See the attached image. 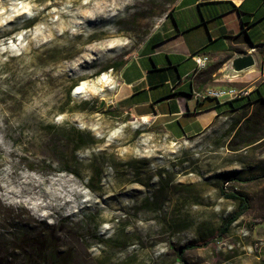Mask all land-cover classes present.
I'll use <instances>...</instances> for the list:
<instances>
[{
	"label": "rangeland",
	"instance_id": "1",
	"mask_svg": "<svg viewBox=\"0 0 264 264\" xmlns=\"http://www.w3.org/2000/svg\"><path fill=\"white\" fill-rule=\"evenodd\" d=\"M177 1L0 0V264H30V239L57 264H264V177L237 179L257 175L263 109L184 136L199 123L171 115L175 41L153 46ZM119 77L124 104L167 122L123 107ZM125 180L142 192L109 199ZM228 193L249 209L221 231Z\"/></svg>",
	"mask_w": 264,
	"mask_h": 264
},
{
	"label": "crops",
	"instance_id": "2",
	"mask_svg": "<svg viewBox=\"0 0 264 264\" xmlns=\"http://www.w3.org/2000/svg\"><path fill=\"white\" fill-rule=\"evenodd\" d=\"M261 2V0L177 1L172 10V17L169 18L171 21L166 27L164 26L162 32L165 38L160 41V44L155 43L153 46L157 48L161 43H166L167 40L174 39L175 41L173 46L175 49L169 52L170 56L174 57L170 66H176L178 73L175 82L176 87L171 88L170 91V99L176 101V107L172 110L171 115L173 118L186 120V124L188 121L199 123L198 128L187 132L184 136L202 133L214 125L216 121H220L222 116L230 113L245 112L243 118V114L241 115V120L247 119L251 113L260 108L263 109L264 114V68L260 69V65L264 64V10L260 11ZM205 3H209L212 9L205 10L204 8L208 6ZM237 51L253 52L257 59L258 68L232 79L219 77V73L226 62ZM194 53L205 54L210 57L211 61L203 70H196L195 63L191 58ZM126 70L131 72V68ZM120 81L119 77L118 82L121 86ZM223 85L237 86V88L250 86V101L236 109L217 108L212 105L201 109L196 108L197 100L192 96L194 91ZM119 89L117 93L120 95V104L128 111L142 117L153 118L156 123L160 118H163V123L167 122L164 116L158 117L156 112H134L132 104H124L130 95V89L124 85ZM153 102L154 100L151 101V103ZM219 102L224 103L226 101ZM166 131L174 137H183L179 132L172 131L169 126H167ZM259 140L243 146L263 142ZM262 154H264V148L257 151L259 162L253 166V172L257 175L264 173V156ZM261 239L259 238L260 241L264 242V239Z\"/></svg>",
	"mask_w": 264,
	"mask_h": 264
},
{
	"label": "trees",
	"instance_id": "3",
	"mask_svg": "<svg viewBox=\"0 0 264 264\" xmlns=\"http://www.w3.org/2000/svg\"><path fill=\"white\" fill-rule=\"evenodd\" d=\"M205 4L209 5V3H205ZM171 17H172V11H169L166 14V18H171ZM248 101H250L249 95L243 98L226 101L224 103H220L215 98L207 97L204 99H197L196 108L201 109V108H205V107L212 105L217 108L227 107L230 109H236L237 107L244 105ZM79 140L83 141L81 145H84L87 143V141L83 139L82 135L79 136ZM262 177H264V174L256 175V176H249V177H237V179L242 182H250L253 180L260 179ZM225 195L229 198L237 199L239 201V207H238V210L233 215H231L229 218L226 219V221L224 222L222 226L221 231H226L233 221H235L241 214H243L249 209V201L245 194L228 193ZM22 244H23V247L36 252L35 256H31V258H29L30 264H57V261L61 259L59 255L57 256L53 252L50 245L45 243L43 240L30 239V240L24 241ZM187 246L189 247L190 245H187Z\"/></svg>",
	"mask_w": 264,
	"mask_h": 264
},
{
	"label": "built area",
	"instance_id": "4",
	"mask_svg": "<svg viewBox=\"0 0 264 264\" xmlns=\"http://www.w3.org/2000/svg\"><path fill=\"white\" fill-rule=\"evenodd\" d=\"M195 63L196 70H203L211 61L210 57L205 54L194 53L191 55ZM251 92L250 86H246V91H237V86L223 85L217 87H206L201 91H194L192 96L197 99L215 98L218 101H230L248 96Z\"/></svg>",
	"mask_w": 264,
	"mask_h": 264
},
{
	"label": "bare ground",
	"instance_id": "5",
	"mask_svg": "<svg viewBox=\"0 0 264 264\" xmlns=\"http://www.w3.org/2000/svg\"><path fill=\"white\" fill-rule=\"evenodd\" d=\"M104 4V3H103ZM121 4V3H120ZM129 5V4H128ZM118 6H119V3H118ZM121 6V5H120ZM145 9V8H144ZM91 10V9H90ZM121 10V9H120ZM94 11H95V9H94ZM94 16V15H93ZM96 17H97V15H96ZM92 18V17H91ZM88 20V19H87ZM91 21V20H90ZM128 28V27H127ZM237 91H246V87H241V88H237ZM107 104V103H106ZM95 135V134H94ZM105 141V140H104ZM115 154V153H114ZM131 154V149L129 148V149H127V151L121 156V158L123 159V161L124 160H126L127 162H129L128 160V157H129V155ZM51 155V154H50ZM132 157H133V155H132ZM145 158V157H144ZM159 158V157H158ZM122 161V162H123ZM139 161V160H138ZM119 162V161H118ZM114 163H115V161H114ZM113 163V164H114ZM122 165V164H121ZM126 165V164H125ZM123 166V165H122ZM142 166V165H141ZM154 167H157V165L156 164H154ZM138 171V170H137ZM141 171V170H140ZM140 174V173H139ZM41 176V175H40ZM48 179V178H47ZM139 181H141L140 183L141 184H144L143 182H144V180L143 179H141V178H139ZM138 182V181H137ZM42 183V182H41ZM52 184H54V182H51ZM114 184V190H115V192L113 193V194H110L108 197H109V199H111V200H117V201H122L123 200V198L126 200V199H128V198H132L133 197V195H135V194H139L140 192H142L141 190V188H139L138 186H130V181L129 180H125V182L124 183H122V186H117V183L116 182H114L113 183ZM41 185V184H40ZM150 186V185H149ZM125 188V189H124ZM59 190H61V188H55V187H53L52 188V191L51 192H53V195H54V197L55 198H58V199H60V198H62V195L60 194V193H57V191H59ZM109 191V189H108V187H107V191L106 192H108ZM71 200H68V199H65V201H64V203H62V204H59L60 205V208L61 207H63V205H65L67 202H70ZM112 202V201H111ZM29 203V202H28ZM172 203V202H171ZM43 204V203H42ZM38 205H40V204H38ZM40 206H42V207H50V208H54V206H52L51 204H44V205H40ZM112 207H114V205H112ZM54 210V209H53ZM118 210V209H117ZM137 216V215H136ZM105 218L106 219H110V216L109 215H105ZM154 219V218H153ZM149 220V219H148ZM138 229V228H137ZM143 242V241H142ZM104 243V242H103ZM113 245V244H112Z\"/></svg>",
	"mask_w": 264,
	"mask_h": 264
},
{
	"label": "water",
	"instance_id": "6",
	"mask_svg": "<svg viewBox=\"0 0 264 264\" xmlns=\"http://www.w3.org/2000/svg\"><path fill=\"white\" fill-rule=\"evenodd\" d=\"M257 68V59L253 52L237 51L226 62L224 68L219 73V77L232 79L255 71Z\"/></svg>",
	"mask_w": 264,
	"mask_h": 264
},
{
	"label": "flooded vegetation",
	"instance_id": "7",
	"mask_svg": "<svg viewBox=\"0 0 264 264\" xmlns=\"http://www.w3.org/2000/svg\"><path fill=\"white\" fill-rule=\"evenodd\" d=\"M28 254L30 255V256H35L36 255V252L35 251H31V250H28Z\"/></svg>",
	"mask_w": 264,
	"mask_h": 264
}]
</instances>
